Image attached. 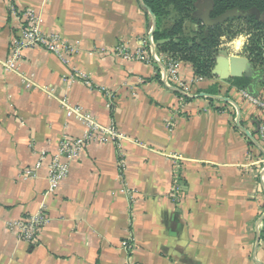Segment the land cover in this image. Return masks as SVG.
Here are the masks:
<instances>
[{"label":"crops","instance_id":"crops-1","mask_svg":"<svg viewBox=\"0 0 264 264\" xmlns=\"http://www.w3.org/2000/svg\"><path fill=\"white\" fill-rule=\"evenodd\" d=\"M15 2L32 9L42 31L58 33L74 52L65 62L26 48L17 73L6 71L16 20L0 0V264H264V236L257 230L264 222L258 139L264 109L245 96L259 99L264 72L243 52L247 35L222 37L217 55L233 59L231 70L239 75L232 77H245L249 64L257 73L245 77L252 90L213 76L193 82L179 108L177 91L154 65L123 60L112 50L119 43L136 49L149 37L152 19L142 0ZM76 72L88 75L92 87L66 80ZM178 72L185 82L194 76L188 62H180ZM215 83L217 93L206 92ZM103 89L113 94L110 106ZM62 100L123 135L122 176L116 145L93 142L47 194L46 162L63 136L78 137L84 129L67 116ZM41 153L36 176L23 178ZM41 205L48 221L36 243L17 240L6 222Z\"/></svg>","mask_w":264,"mask_h":264},{"label":"built area","instance_id":"built-area-1","mask_svg":"<svg viewBox=\"0 0 264 264\" xmlns=\"http://www.w3.org/2000/svg\"><path fill=\"white\" fill-rule=\"evenodd\" d=\"M4 2L9 15L16 20L15 34L10 42V53L2 63L6 71L17 73L22 51L26 48L39 47L53 53L62 61H68L69 54L74 52L73 46L68 44L56 32H43L41 29V18L32 9L18 6L15 0H4ZM112 50L123 60H137L157 65L158 74L162 82L167 87H171L177 91L180 102L179 108H183L185 103L184 96L191 97V84L203 80L202 77L193 76L190 82L183 81L178 72L180 62L158 54L155 50V43L150 37L144 38L141 45L136 49H130L126 44L119 43ZM76 78L81 79L87 87H92L89 76L83 72L73 73L66 80L72 81ZM103 91L107 97V103L110 106L113 94L106 89H103ZM245 96L257 107L264 109L263 100L256 99L248 94H245ZM61 105L65 107L67 116L78 119L83 124L84 129L78 137L63 136L56 152L46 162L48 180L47 194H52L57 190L61 181L68 175L70 163L78 159L85 147L93 142H112L116 145L118 151V169L120 176H122V172L126 169L122 146L123 135L113 124L108 126L100 125L89 113L80 107L70 106L66 100H62ZM258 139L264 145V121L258 127ZM44 156L41 153L38 161L32 167L23 169L21 176L23 178L35 177L36 171L41 167L42 161L45 159ZM127 192L131 193V190L129 191L127 189ZM47 221L48 215L44 205H41L38 211L27 215L23 219H14L6 222V228L12 232L17 240L33 244L38 240L40 231ZM257 230L258 232H262L264 236V222L257 224ZM121 244L123 247H130L128 241H123Z\"/></svg>","mask_w":264,"mask_h":264},{"label":"trees","instance_id":"trees-1","mask_svg":"<svg viewBox=\"0 0 264 264\" xmlns=\"http://www.w3.org/2000/svg\"><path fill=\"white\" fill-rule=\"evenodd\" d=\"M202 0H142L155 17L152 39L158 54L178 62H188L195 77L210 80L215 58L222 37L228 39L247 35L243 52L250 62L264 72V0H210V18H216L228 10L256 11L245 16L228 17L214 25H205L197 13L196 4ZM263 15V17H262ZM196 24L197 28L191 25ZM158 70L157 65H154ZM158 76V74H157ZM230 87L245 89L249 80L232 77L226 80ZM264 101V76L261 81ZM206 92L217 93V84ZM188 101L190 97L184 96Z\"/></svg>","mask_w":264,"mask_h":264},{"label":"water","instance_id":"water-1","mask_svg":"<svg viewBox=\"0 0 264 264\" xmlns=\"http://www.w3.org/2000/svg\"><path fill=\"white\" fill-rule=\"evenodd\" d=\"M142 4L144 5L143 2H142ZM211 6H212V4H211L210 0H202L201 2H198L196 4L197 13L199 14L201 21L205 25H214L217 23H221V22L225 21L228 17H232V16H245V15L250 14L251 12L256 13V11H253V10L243 12V11L233 9V10H228V11L224 12L223 14H221L220 16H217L216 18H210L209 12L211 10ZM145 8L149 12L151 19H152V27H151V30L148 34V36L150 38H152V31L154 30V27H155V17L149 8H147L146 6H145ZM262 17H263V15H262ZM193 25H194V28H197L196 24H193ZM232 60L233 59L231 57L227 58V57L217 55L215 58V64L211 70L212 74L214 76H217L221 80H227L228 78H230L232 76H238L239 73L233 72L231 70V68L233 66ZM159 65L162 66L161 64H159ZM244 75H245V77H254L257 75V73L252 70V67L249 64H246V67L244 70ZM247 89L251 91L252 90V84H248ZM199 96L217 98V96L211 95L208 93H200ZM248 135L255 143H257V141L255 139H253V137L249 133H248Z\"/></svg>","mask_w":264,"mask_h":264},{"label":"rangeland","instance_id":"rangeland-1","mask_svg":"<svg viewBox=\"0 0 264 264\" xmlns=\"http://www.w3.org/2000/svg\"><path fill=\"white\" fill-rule=\"evenodd\" d=\"M235 38V37H234Z\"/></svg>","mask_w":264,"mask_h":264}]
</instances>
